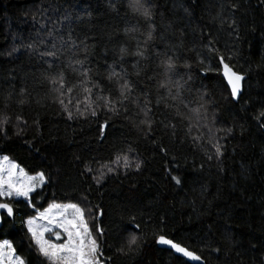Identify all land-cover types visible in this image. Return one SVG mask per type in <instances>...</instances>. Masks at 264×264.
Instances as JSON below:
<instances>
[{
  "label": "trees",
  "instance_id": "obj_1",
  "mask_svg": "<svg viewBox=\"0 0 264 264\" xmlns=\"http://www.w3.org/2000/svg\"><path fill=\"white\" fill-rule=\"evenodd\" d=\"M136 2L0 0V114L10 117L0 155L48 178L36 209L14 202L17 215L0 225V242H11L25 264H40L24 221L51 203H76L92 208L87 220L108 264H191L162 249L160 234L204 264H264V118L257 119L264 111V0H138L151 20L130 6ZM13 47L19 50L6 55ZM221 56L245 76L238 101ZM167 57L175 67L165 76ZM113 70L133 86L116 113L97 98L118 97L123 79L109 80ZM58 73L63 89L49 79ZM85 87L95 116L84 111ZM18 116L27 124L17 136ZM117 155L138 160L139 171L119 167L97 183V170L116 167ZM133 234L142 251L122 255Z\"/></svg>",
  "mask_w": 264,
  "mask_h": 264
},
{
  "label": "snow or ice",
  "instance_id": "obj_2",
  "mask_svg": "<svg viewBox=\"0 0 264 264\" xmlns=\"http://www.w3.org/2000/svg\"><path fill=\"white\" fill-rule=\"evenodd\" d=\"M130 6L140 12L145 19H152L151 10L143 7L138 0ZM148 39H151V32H149ZM209 44H211V41H209ZM26 47L31 49L34 45L29 44ZM18 50V48L13 47L10 52L6 53V55L11 56ZM209 50L213 51L214 49L210 47ZM120 53L121 56H123V54L126 53V50L121 48ZM135 54L142 58L144 56L142 51H138ZM0 55L5 54L0 53ZM42 55L55 56V53L47 52L42 53ZM219 62L222 65V76L230 90V96L233 100H238L242 91V82L244 81L245 76L234 71L228 63L224 62L222 56L219 57ZM77 63L82 64L83 62L77 61ZM49 66L51 67V65ZM161 66L163 67L164 75L167 76L175 67V58L167 57L161 61ZM81 74L84 77H87L88 71L85 70ZM113 77L123 79L120 77L119 73L115 72V70L109 74L108 79L112 80ZM49 79L53 84L59 83L61 89L65 87L63 73H58L55 77H49ZM117 82H119V80ZM160 86L165 87L166 83H161ZM93 87H99V85L94 84ZM132 87V84L128 80L123 79V83H120L118 97L110 98L109 96H99L97 98L103 101V106L105 108L116 113L119 111L117 105H120L121 107L124 105L125 100L128 99L132 92ZM83 90L89 94L84 101V111L91 110V115L95 116L96 110L93 107L91 100L92 89L85 87ZM67 92L71 93L72 88L68 87ZM22 102L23 101H21V103ZM59 102L62 105L64 104L62 99ZM70 102L71 101H69V103ZM148 103L147 98H145L144 106L141 109L146 118L151 111L148 107ZM6 106L7 105H5V107ZM201 107H203V105H201ZM64 110L68 113V118L71 119L73 113L69 111L67 107H65ZM76 111L80 113V115L84 114V112H81L79 105H77ZM199 111L200 109L195 110L196 113H199ZM261 118H264V111L258 113L257 119ZM9 120V116L0 114V135H3L5 138H7L5 126L9 124ZM16 121L17 126L14 135L18 136L24 131L19 125L27 124V121L22 120L19 116L16 117ZM141 123L146 124L149 128L151 127V122L148 119L141 121ZM261 126L264 127V124ZM103 128H107V123L102 125V129ZM130 151L131 149H129V152ZM216 155H222L219 146L216 147ZM3 161H8V164L7 167H5L4 163L0 162V225L5 224L6 222L10 223L17 215L14 202L22 200L25 202L27 208L36 209V203H34V201L38 200V198L43 195L40 189L48 183V178L43 171L37 172L35 175H29L19 164L10 162L8 156H4ZM111 164L116 167L105 164L97 170L98 175L93 177V179L97 180V183L102 181L107 174L114 173L119 167L124 169L134 167L137 171H139L141 167L138 160H130L128 155H117ZM85 170L92 171L90 167H86ZM172 179L177 184L181 182L177 177H172ZM86 211L91 213L92 208H83L76 203H51L44 209V211L41 212L36 210L35 215L28 216L24 221L25 227L32 244L35 246V253L43 258L40 264H44V261H47L48 264H108L111 257L104 256L97 239L93 236V230L89 227L88 221L85 218ZM102 215L103 212L99 210L97 206L95 218L99 219ZM133 219L135 218L133 217ZM37 221H43V223L38 224ZM134 227L139 228V225H135ZM95 231L100 237H103L104 230L98 224L95 226ZM46 233H50L51 237L56 241L62 240V234L66 239H64L62 243H54L53 239L46 238ZM155 242L159 245L168 246L170 249L174 250L175 253L180 254L189 260H201L199 255L194 254L180 243L166 238L163 234L158 235ZM140 251H142V243L138 242V238L134 234L130 236L126 245L119 249V252L122 255L132 256L139 255ZM0 264H25V259L22 256L17 255L16 250L8 240H4L0 243Z\"/></svg>",
  "mask_w": 264,
  "mask_h": 264
},
{
  "label": "rangeland",
  "instance_id": "obj_3",
  "mask_svg": "<svg viewBox=\"0 0 264 264\" xmlns=\"http://www.w3.org/2000/svg\"><path fill=\"white\" fill-rule=\"evenodd\" d=\"M3 157H4V156H1V155H0V162H3V163H4V166L7 167L8 161H3ZM9 161H10V162H13L10 158H9ZM13 163H15V162H13ZM24 171H25V170H24ZM25 172H26V171H25ZM29 175H30V174H29ZM58 204H60V203H58ZM69 211H71V210H69ZM41 212H42V211H41ZM85 218L88 219V218H87V212H85ZM87 221H88V220H87ZM37 223L40 224V223H43V221H37ZM88 224H89V222H88ZM89 227H90V225H89ZM25 228H26V227H25ZM26 231H27V230H26ZM45 236H46V238L53 239V242H54V243H62V242L64 241V239H66V237H63V234H62V240H60V241H56V240H54V238L51 237V234H50V233H46ZM93 236H94V235H93ZM3 241H4V240H3ZM3 241H2V242H3ZM2 242H0V243H2ZM10 243H11V242H10ZM13 248H14V247H13ZM14 249H15V248H14Z\"/></svg>",
  "mask_w": 264,
  "mask_h": 264
},
{
  "label": "water",
  "instance_id": "obj_4",
  "mask_svg": "<svg viewBox=\"0 0 264 264\" xmlns=\"http://www.w3.org/2000/svg\"><path fill=\"white\" fill-rule=\"evenodd\" d=\"M222 66V65H221ZM224 78V77H223ZM225 80V79H224ZM244 81H245V79H244ZM244 81L242 82V91H241V93H240V96H239V98L241 97V95H242V93H243V83H244ZM226 82V81H225ZM227 84V83H226ZM228 87V86H227ZM239 100V99H238ZM238 100H234V101H238ZM162 249H166V250H170V251H172L176 256H178V257H181V258H183V259H185L186 261H188L189 263H191V264H204V261L201 259L200 261H192V260H189L188 258H186V257H183V256H181L180 254H177V253H175L174 252V250H172V249H170L168 246H165V245H159ZM195 254V253H194ZM197 255V254H196Z\"/></svg>",
  "mask_w": 264,
  "mask_h": 264
}]
</instances>
